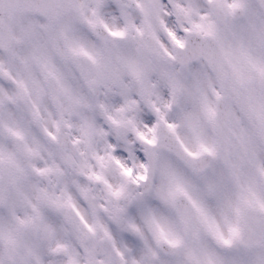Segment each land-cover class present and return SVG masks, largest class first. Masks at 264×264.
<instances>
[{
    "label": "clouds",
    "instance_id": "1",
    "mask_svg": "<svg viewBox=\"0 0 264 264\" xmlns=\"http://www.w3.org/2000/svg\"><path fill=\"white\" fill-rule=\"evenodd\" d=\"M214 2L0 0V264H121L145 245L175 264L205 247L239 258L193 202L227 235L204 178L231 190L237 166L264 187V80L220 76L247 67L228 44L264 30V0ZM208 20L223 47L196 30ZM247 48L264 61V44ZM201 144L214 155L190 157ZM176 181L191 199L167 198ZM261 218L250 210L243 234Z\"/></svg>",
    "mask_w": 264,
    "mask_h": 264
},
{
    "label": "snow or ice",
    "instance_id": "2",
    "mask_svg": "<svg viewBox=\"0 0 264 264\" xmlns=\"http://www.w3.org/2000/svg\"><path fill=\"white\" fill-rule=\"evenodd\" d=\"M99 3V0H98ZM214 7L216 9L223 10V0H215ZM229 10L241 9L244 12V5L242 3H232L227 5ZM191 9H181L185 15ZM195 28L198 32H201L204 37L212 38L223 47L224 41L218 35L216 24L208 20L206 23L196 24ZM114 36H122L123 32H114ZM250 39H255L258 43L264 44V30H257L251 33L247 25H242L235 34V46L232 43L228 44L229 54H235L238 59H243L247 67L242 71L235 64H232L231 73L221 71L220 76L222 79L235 78L241 85H244L248 80L253 77L264 80V61L253 60L248 57V42ZM178 45L183 47L181 41H175ZM231 64V61H229ZM209 119H214V110L210 107L207 109ZM171 127V125L169 126ZM141 138H143L141 134ZM148 143H152L151 140ZM187 151V150H186ZM207 153L214 155L213 149L201 144L199 151L188 152L190 157L196 158L200 156V153ZM194 170L199 172L200 168H196L193 164ZM259 177H264V167L258 169ZM144 177L141 176L140 179ZM231 190H225L219 181L213 177H205L204 185L208 195L217 198L222 209L224 224L227 227V235L224 230L217 224L215 219L210 218L206 211L195 204L197 211L208 226L211 235L223 246H231L234 241L238 243L239 251L237 253L238 259L233 257L230 261L225 259L216 250L201 248L199 253L193 252L191 249L187 250L184 255L187 257L186 264H264V218H261L256 226L254 232L245 236L242 232V224H246L249 220V213L252 209H258L261 213H264V187L259 183L258 177L247 176L242 177L237 166H233L231 173ZM177 193H181L191 196L184 190L179 181L175 183V190L169 189L167 198L171 201L175 199ZM117 190L114 195H119ZM135 229L134 225H130ZM158 239L163 240L167 245L175 248L181 241L178 238H169L163 231L159 233ZM163 251V250H162ZM117 255L121 256V264H175L172 257L167 254H161L158 256L150 246L145 245L144 249L140 252L139 259H131L130 261L123 258V254L117 252Z\"/></svg>",
    "mask_w": 264,
    "mask_h": 264
}]
</instances>
